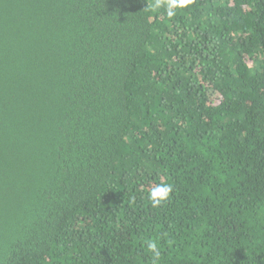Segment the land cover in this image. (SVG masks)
I'll return each instance as SVG.
<instances>
[{"label":"trees","instance_id":"trees-1","mask_svg":"<svg viewBox=\"0 0 264 264\" xmlns=\"http://www.w3.org/2000/svg\"><path fill=\"white\" fill-rule=\"evenodd\" d=\"M169 3L0 0V264H264V0Z\"/></svg>","mask_w":264,"mask_h":264},{"label":"clouds","instance_id":"clouds-1","mask_svg":"<svg viewBox=\"0 0 264 264\" xmlns=\"http://www.w3.org/2000/svg\"><path fill=\"white\" fill-rule=\"evenodd\" d=\"M188 3H190V0H170V3L168 5V15L173 16L174 11L173 9L177 6H185ZM157 7L159 4L156 5ZM171 191L170 187L168 186H157L153 191L151 192V198L153 200L154 204H158L161 200L166 199L169 192ZM149 249L153 251V253L156 256H159V252L157 251V246L155 243L149 244Z\"/></svg>","mask_w":264,"mask_h":264}]
</instances>
